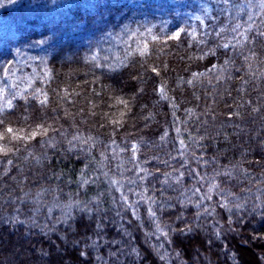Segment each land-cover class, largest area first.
Instances as JSON below:
<instances>
[{
  "label": "trees",
  "instance_id": "1",
  "mask_svg": "<svg viewBox=\"0 0 264 264\" xmlns=\"http://www.w3.org/2000/svg\"><path fill=\"white\" fill-rule=\"evenodd\" d=\"M0 147V264H264V0H0Z\"/></svg>",
  "mask_w": 264,
  "mask_h": 264
},
{
  "label": "rangeland",
  "instance_id": "2",
  "mask_svg": "<svg viewBox=\"0 0 264 264\" xmlns=\"http://www.w3.org/2000/svg\"><path fill=\"white\" fill-rule=\"evenodd\" d=\"M228 230H230V227ZM232 232H233V230H232ZM251 249L255 250V247L253 246V247H251ZM251 249L248 247L247 251L249 254L252 252ZM179 264H181V262H179ZM187 264H215V262L213 260L206 259V257H204V259L201 258V255L198 252H196L195 254H193L192 259L190 261L189 260L187 261Z\"/></svg>",
  "mask_w": 264,
  "mask_h": 264
},
{
  "label": "snow or ice",
  "instance_id": "3",
  "mask_svg": "<svg viewBox=\"0 0 264 264\" xmlns=\"http://www.w3.org/2000/svg\"><path fill=\"white\" fill-rule=\"evenodd\" d=\"M179 35H180V33L177 32L176 35H175V37H173V38L179 37ZM8 132L11 133V132H12V129L9 128V129H8ZM33 135H35V133H33ZM133 147H135V146H133ZM5 151H10V149H7V150H6V149L0 147V152H5Z\"/></svg>",
  "mask_w": 264,
  "mask_h": 264
}]
</instances>
